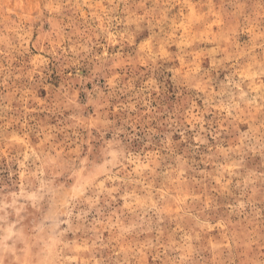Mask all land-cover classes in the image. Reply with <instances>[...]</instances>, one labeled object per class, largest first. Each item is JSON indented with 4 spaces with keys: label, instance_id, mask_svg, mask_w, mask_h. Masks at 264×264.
I'll use <instances>...</instances> for the list:
<instances>
[{
    "label": "rangeland",
    "instance_id": "obj_1",
    "mask_svg": "<svg viewBox=\"0 0 264 264\" xmlns=\"http://www.w3.org/2000/svg\"><path fill=\"white\" fill-rule=\"evenodd\" d=\"M0 264H264V0H0Z\"/></svg>",
    "mask_w": 264,
    "mask_h": 264
}]
</instances>
